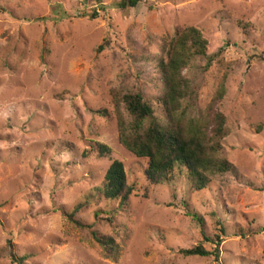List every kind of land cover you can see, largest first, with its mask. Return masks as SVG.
<instances>
[{
	"label": "rangeland",
	"instance_id": "1",
	"mask_svg": "<svg viewBox=\"0 0 264 264\" xmlns=\"http://www.w3.org/2000/svg\"><path fill=\"white\" fill-rule=\"evenodd\" d=\"M189 25L227 63L197 73L198 108L226 71L217 108L237 171L193 192L181 171L147 184L145 159L121 142L112 97L135 85L157 97L166 36ZM96 142L109 153L99 156ZM114 159L134 186L125 204L102 196ZM185 202L206 236L219 235L218 261L180 253L213 247ZM77 207L84 227L65 214ZM263 229L264 0H0V264H17L14 256L22 264H264ZM92 231L111 237L114 250Z\"/></svg>",
	"mask_w": 264,
	"mask_h": 264
},
{
	"label": "trees",
	"instance_id": "2",
	"mask_svg": "<svg viewBox=\"0 0 264 264\" xmlns=\"http://www.w3.org/2000/svg\"><path fill=\"white\" fill-rule=\"evenodd\" d=\"M124 6H135L137 0H121ZM101 45L97 47L98 50ZM155 61V72L159 75L161 93L154 99L148 98L138 86H132L125 92L111 93L114 106L120 119V139L124 146L136 157L145 159L143 174L148 185L173 181L179 171L188 180L190 190L200 191L213 181L231 174L236 176L234 164L224 154L223 140L230 130L226 116L217 108L225 94L226 71L218 76L215 90L203 109L198 108L201 94L200 76L213 64L227 66L220 56V49L208 52V40L196 26L175 28L172 35L166 36L163 55ZM197 58L202 63H197ZM161 113L155 111L154 106ZM120 108L124 109L127 121L121 118ZM95 146V147H94ZM93 150L99 156H105L110 148L103 142H96ZM102 196L106 200H120L126 203L134 190L127 180L124 164L118 159L112 160L104 173ZM186 213L201 226L203 241L213 244L205 248L202 243L189 248H180L185 256H211L218 261L221 239L205 235L204 225L199 215L188 209ZM76 209L65 212L76 225H84L74 218ZM264 231V229H263ZM240 235H244L241 231ZM94 239L106 251L114 250L111 237L98 236L92 231ZM13 262L22 264L24 257H12Z\"/></svg>",
	"mask_w": 264,
	"mask_h": 264
}]
</instances>
